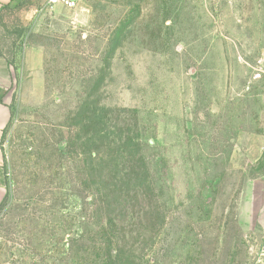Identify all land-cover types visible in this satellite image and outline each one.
<instances>
[{"label":"rangeland","instance_id":"rangeland-1","mask_svg":"<svg viewBox=\"0 0 264 264\" xmlns=\"http://www.w3.org/2000/svg\"><path fill=\"white\" fill-rule=\"evenodd\" d=\"M19 5L0 264H264V0Z\"/></svg>","mask_w":264,"mask_h":264},{"label":"crops","instance_id":"crops-1","mask_svg":"<svg viewBox=\"0 0 264 264\" xmlns=\"http://www.w3.org/2000/svg\"><path fill=\"white\" fill-rule=\"evenodd\" d=\"M22 0H0V40L5 37L4 35L11 34L12 30V15L22 8L19 5ZM24 9V8H23ZM36 11H28L25 19L32 18ZM28 23L19 25L18 27H26ZM1 43V42H0ZM14 87V71L13 65L9 58L2 53L0 49V132L6 126L10 117L9 102ZM6 196V181L1 167V154H0V205L4 202Z\"/></svg>","mask_w":264,"mask_h":264},{"label":"built area","instance_id":"built-area-1","mask_svg":"<svg viewBox=\"0 0 264 264\" xmlns=\"http://www.w3.org/2000/svg\"><path fill=\"white\" fill-rule=\"evenodd\" d=\"M79 0H46V5L50 8L61 6L66 9H75Z\"/></svg>","mask_w":264,"mask_h":264},{"label":"trees","instance_id":"trees-1","mask_svg":"<svg viewBox=\"0 0 264 264\" xmlns=\"http://www.w3.org/2000/svg\"><path fill=\"white\" fill-rule=\"evenodd\" d=\"M20 50V49H19ZM12 64V63H11Z\"/></svg>","mask_w":264,"mask_h":264}]
</instances>
